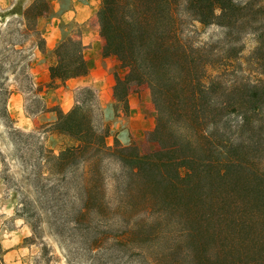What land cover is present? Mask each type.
I'll return each instance as SVG.
<instances>
[{
	"label": "trees",
	"instance_id": "16d2710c",
	"mask_svg": "<svg viewBox=\"0 0 264 264\" xmlns=\"http://www.w3.org/2000/svg\"><path fill=\"white\" fill-rule=\"evenodd\" d=\"M52 9L51 0H32L19 22L49 62L48 89L88 73L80 30L46 50L37 22ZM97 19L103 55L125 73L115 74L114 114L128 115L131 87L145 85L155 109L151 149L117 137L108 144L113 134L94 89L76 90L64 112L47 108L44 88L27 78L40 104L30 116L52 112L45 133L62 141L57 154L42 142L32 152L38 199L52 210L56 235L78 237L90 264L104 256L264 264L263 0H100ZM211 26L224 37L202 43ZM248 33L257 39L256 81L233 73Z\"/></svg>",
	"mask_w": 264,
	"mask_h": 264
},
{
	"label": "rangeland",
	"instance_id": "374dc122",
	"mask_svg": "<svg viewBox=\"0 0 264 264\" xmlns=\"http://www.w3.org/2000/svg\"><path fill=\"white\" fill-rule=\"evenodd\" d=\"M31 1L0 0V264H90L88 254L78 237L70 236L71 232L68 230L63 236L56 235L52 210L49 211L39 201L38 190L32 178L36 166V158L32 154L35 145L42 142L57 154L62 144L61 139L45 133L44 126L49 122L45 123L44 118H35L38 126L33 128L32 125L29 128L18 120L11 103L9 105V99L18 94L21 98L16 103L22 104L23 112L31 115L40 109L39 102H36L38 98L34 97V92L28 89L27 84V78L34 83L32 69L38 64L36 36L27 32V25L19 23L22 10ZM51 1L52 11L37 22L41 36L47 21L59 16L70 4L69 0ZM66 28L69 31L79 30L73 23L66 25ZM223 37L222 28L211 26L204 29L199 39L205 43L220 41ZM238 45H242V51L233 63L234 76L238 80L261 79L258 69L252 65L253 50L257 46L256 36L244 34ZM120 71L121 75L125 74L124 70ZM33 87L35 88L34 85ZM131 103L138 104L139 111L144 116L148 115L147 118L152 120L155 117V109L154 112L148 111L146 106L147 103L151 107L153 104L145 85L131 87ZM107 108L106 113L113 120V106ZM68 109L71 108L65 105L64 110L68 112ZM147 132L120 128L112 133L108 144L112 145L113 137H117L122 144L135 143L142 153H146L151 149L147 142ZM21 133H34L35 138L26 139ZM256 148L259 151L262 147L259 145ZM257 155L264 157V150ZM10 251L12 253L6 255ZM137 259L132 257L125 264H140ZM98 264L124 263L117 256H104Z\"/></svg>",
	"mask_w": 264,
	"mask_h": 264
},
{
	"label": "crops",
	"instance_id": "0c3cea01",
	"mask_svg": "<svg viewBox=\"0 0 264 264\" xmlns=\"http://www.w3.org/2000/svg\"><path fill=\"white\" fill-rule=\"evenodd\" d=\"M69 7L63 10L59 16L52 17L47 21L42 37L45 41V47L47 51L53 50L62 36L65 33H70L67 30L66 25L73 23L78 26L80 35L78 39L81 41L84 47V57L88 64V73L85 76L71 79L65 83L64 86H58L54 89H48L46 85L50 82L49 77V62L45 56L39 51L38 64L34 66V85L45 86L41 93V98L44 101L47 108L58 106L62 111L64 106L68 105L70 108L74 103L75 91L80 88L90 87L97 93L100 103L104 109L106 119L110 123L112 133L116 132L120 128H127L132 131L146 130L150 131L154 126V118L152 120L143 115L139 111L138 104L131 103V89L129 93V114L116 117L112 116L113 120H110V116L106 113L107 107L114 105V86H115V74H120V68L117 60L112 56H104V40L100 36L99 24L97 19V8L100 0H69ZM53 4V2H52ZM65 26V27H64ZM36 82V83H35ZM45 96V97H44ZM21 96L14 94L9 99V105L11 103L12 110L17 113L18 120L25 123L26 126L33 125V128L38 126V122L35 118L42 119L44 122L51 123L54 119L52 112H46L44 114H34L32 116L23 112L22 104L16 103ZM15 102V103H12ZM148 111L154 112V107L146 104ZM152 109H151V108ZM150 108V109H149ZM69 110V109H68ZM114 110V109H113ZM125 116V117H124ZM111 121V122H110ZM12 251L8 252L9 255Z\"/></svg>",
	"mask_w": 264,
	"mask_h": 264
}]
</instances>
